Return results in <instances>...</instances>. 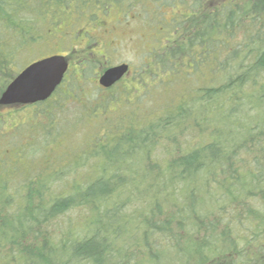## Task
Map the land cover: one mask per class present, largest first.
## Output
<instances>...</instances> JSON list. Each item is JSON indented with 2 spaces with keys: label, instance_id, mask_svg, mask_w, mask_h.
<instances>
[{
  "label": "trees",
  "instance_id": "obj_1",
  "mask_svg": "<svg viewBox=\"0 0 264 264\" xmlns=\"http://www.w3.org/2000/svg\"><path fill=\"white\" fill-rule=\"evenodd\" d=\"M111 14L149 42L131 77L91 98L98 61L67 54L49 99L0 117V264H231L264 229V0H0V93Z\"/></svg>",
  "mask_w": 264,
  "mask_h": 264
},
{
  "label": "rangeland",
  "instance_id": "obj_2",
  "mask_svg": "<svg viewBox=\"0 0 264 264\" xmlns=\"http://www.w3.org/2000/svg\"><path fill=\"white\" fill-rule=\"evenodd\" d=\"M167 10L164 9V12ZM119 21V19H117V16L114 14H111L109 16L108 19H106V21H104L103 25L107 26L105 29L107 30H111L113 33H111L110 38L108 40V42L112 39L113 43H106V47L101 48V51L104 52V56L105 57H100L98 60V65L95 68V71L97 72L98 69H100L102 71L103 68H107L109 66H114L116 64H120V63H128L132 69L136 68L135 66H137V64L139 63V59L141 54L145 53L148 49L149 46V42L147 40L146 34L142 31L143 26L138 22V21H130V23H124V24H118L117 22ZM93 27H88L86 25H84V29L82 31L83 32H87L88 30H91ZM63 32H66L65 34V39L63 41H59V40H54V41H47L46 45L43 44V46H36L34 49H31L28 51L27 54H23L20 56L19 60H18V64H19V68L16 70V72L14 74H12L13 77H15L25 66L31 64L32 62H35L39 59L45 58L47 56L50 55H70L71 53H73V60L71 58V63L72 66L74 67L75 62L77 63V55H86V52L88 50H86V45L85 44H89L88 39L85 38V36L83 37L81 34L79 36V33L76 34L75 36L72 37V31L71 30H67L66 27L65 29H62ZM77 36V37H76ZM143 37V38H142ZM49 42V43H48ZM93 54H95L96 56H101L102 53L97 49H93ZM71 56V55H70ZM76 56V57H75ZM96 59V57H95ZM102 61V63H100ZM71 66V67H72ZM73 69V68H71ZM97 69V70H96ZM2 77H0L1 79ZM6 79V77H5ZM81 81L83 82L84 80L82 78H80ZM1 81V80H0ZM11 81V79H9L7 82L9 83ZM86 83V89H88L87 93L89 94L90 92L92 93L90 96L91 98L96 97V95L98 96H105L108 95L110 93H103V92H99V88L97 87L94 77L93 75L88 76L87 80L84 81ZM7 83V84H8ZM6 83L4 84L5 87ZM3 88V86L1 87ZM98 90V91H97ZM21 112V111H19ZM25 111L22 112V114L20 113H12L7 111H3L0 110V117L6 119V120H10L13 122V119H21V117L23 116H27ZM73 135V134H72ZM58 157H60V154H57ZM242 157H244V155H242ZM173 156H171L170 158H168L170 161L172 160ZM247 160H250V158L246 157ZM166 159L164 156L161 157V160ZM218 179V178H217ZM211 189V188H210ZM208 189V191L210 190ZM214 189H211L210 192H207L204 194L202 193V204L204 203L203 207L204 208H212L210 207L211 204L210 202L212 201L211 197L215 196L214 194ZM206 194V195H205ZM257 200V199H256ZM200 201V202H201ZM138 204H135V208L139 209ZM173 209V208H172ZM172 209H170V211H172ZM129 211H132L133 209L129 208ZM174 210V209H173ZM262 215V214H261ZM211 218V217H210ZM254 227V229H256V226L254 225H250L247 226V230H251L254 231L252 228ZM258 227V226H257ZM261 228V227H258ZM241 230V228H239ZM220 231L215 233V235H213L212 237H217L218 239V235H220ZM241 234V232H239ZM194 239V242H196V244H199L202 241V236H199L197 234H193L191 233ZM2 250V253L3 249ZM190 249H185L184 250V255L187 256L189 253ZM192 253V252H190ZM226 253V252H225ZM224 253V254H225ZM182 255L181 259H185L186 257ZM173 256L175 257V259H177L178 257H180L179 255H177V253L170 251L168 253H166L161 260V264H182V262L180 261H176L173 259ZM207 256H210V254L208 253ZM210 259V258H209ZM174 261V263H172ZM188 264H196L194 261L189 262ZM206 264V263H205Z\"/></svg>",
  "mask_w": 264,
  "mask_h": 264
},
{
  "label": "water",
  "instance_id": "obj_3",
  "mask_svg": "<svg viewBox=\"0 0 264 264\" xmlns=\"http://www.w3.org/2000/svg\"><path fill=\"white\" fill-rule=\"evenodd\" d=\"M68 70L64 56L54 55L29 64L6 87L0 105H33L49 99L62 83ZM128 72L127 64L108 68L99 83L110 88Z\"/></svg>",
  "mask_w": 264,
  "mask_h": 264
},
{
  "label": "flooded vegetation",
  "instance_id": "obj_4",
  "mask_svg": "<svg viewBox=\"0 0 264 264\" xmlns=\"http://www.w3.org/2000/svg\"><path fill=\"white\" fill-rule=\"evenodd\" d=\"M103 23L104 22H101L100 25H98L97 27H93L91 30H88L87 32H83L82 33L83 30L79 31V36L81 34L83 37L85 36V38L88 39V41H89L88 45L85 44L86 45V50H88L86 52V54L88 55L87 59H91V60L96 61L100 57H102V58L105 57L104 56V52L101 51V48L106 47V43H109V42L113 43L112 39L108 42V40L110 38V35L113 32L111 30H107L106 31L105 29H107L108 27L103 25ZM117 23L119 25L120 24H124V23H121V22H117ZM72 37H73V35H72ZM110 43H109V45H110ZM95 48H97L102 53L101 56H96L95 54H93V49H95ZM95 57H96V59H95ZM120 64H127L128 65V72L116 84L120 83L121 81H124L125 79H127L129 77H131V75L133 74V69L131 68V66L128 63H120ZM120 64H116L114 66H118ZM69 66L70 65H69V62H68V70H69ZM114 66H109V67L105 68L102 71L100 69H98L97 72H95L94 80H95V83H96V85H97V87L99 89L108 90V89H110V88H112L113 86L116 85V84H114L110 88L106 89V88H103L100 85V83H99V79H100L101 75L104 73V71H106L108 68H111V67H114ZM65 76H66V74H65ZM65 76H64V78H65ZM15 77H13L11 79V81ZM8 84H7V86H8ZM6 87L4 88V90L6 89ZM2 93H0V96H1ZM30 106H32V105H19V104L0 105V110H3V111H7L8 110L9 112L13 113V112H16L17 110L18 111L22 110V109L26 110ZM251 223H252V225H255V222H251ZM251 223H250V225H251ZM241 225H242V223H240V225L238 224V229L240 228L239 226H241ZM244 229L246 230V235H245L246 239H242L241 240V244L237 243L239 240H236L234 242V248H235L236 252L234 254H231L232 255V259H231L230 263L231 264H264V229L263 228H258V227L256 229H254V227H253L252 229L254 231L247 230L245 227H244ZM225 256L230 257L229 254H226ZM206 264H218V262H216V261L215 262H210V263L208 262ZM221 264H228V262L227 261H223Z\"/></svg>",
  "mask_w": 264,
  "mask_h": 264
}]
</instances>
